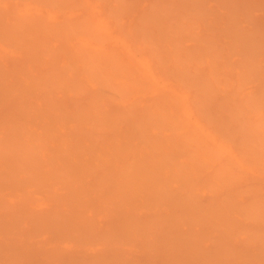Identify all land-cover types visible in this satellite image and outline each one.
Segmentation results:
<instances>
[{"label":"bare ground","instance_id":"obj_1","mask_svg":"<svg viewBox=\"0 0 264 264\" xmlns=\"http://www.w3.org/2000/svg\"><path fill=\"white\" fill-rule=\"evenodd\" d=\"M0 264H264V0H0Z\"/></svg>","mask_w":264,"mask_h":264}]
</instances>
